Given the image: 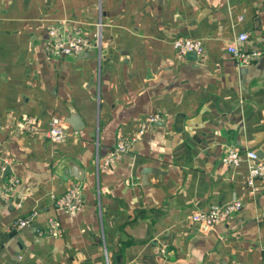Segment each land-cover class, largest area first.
<instances>
[{
	"label": "crops",
	"instance_id": "crops-1",
	"mask_svg": "<svg viewBox=\"0 0 264 264\" xmlns=\"http://www.w3.org/2000/svg\"><path fill=\"white\" fill-rule=\"evenodd\" d=\"M100 17L101 50L48 53L51 24L92 35ZM242 32L263 50L249 64L228 49ZM180 36L205 53L180 57ZM53 117L64 143L48 135ZM123 138L133 143L105 168ZM230 146L264 156V0H0V185L19 179L0 200V264H106V250L111 264H264V181L248 193L249 163H226ZM76 185L81 209L50 198ZM237 198L225 223L190 219Z\"/></svg>",
	"mask_w": 264,
	"mask_h": 264
},
{
	"label": "built area",
	"instance_id": "built-area-1",
	"mask_svg": "<svg viewBox=\"0 0 264 264\" xmlns=\"http://www.w3.org/2000/svg\"><path fill=\"white\" fill-rule=\"evenodd\" d=\"M103 20L100 17L96 24V29L92 35L82 32L77 29L75 32L63 29L57 24H51L48 27V41L46 44L47 51L52 56H80L90 51L92 48H99L101 50L102 42ZM249 39L247 32L239 33L236 42L228 46L229 51L242 64H249L256 58L263 54V50L257 48H246L241 44ZM173 48L180 57L186 56L188 53L195 52L202 56L205 53V45L202 39L194 37L180 36L172 41ZM161 119L160 113H154L146 116L140 122L139 135L143 134L145 130L153 123ZM23 126L25 129L33 131L38 128V119L34 116L25 118ZM48 135L56 144L64 143L68 137L67 127L59 117H53ZM136 139V138H135ZM133 139H121L114 149L102 161L105 168L112 166L118 156L127 151ZM223 160L226 163L238 165L240 162L247 160L249 163L248 173L246 177V184L248 186V193L255 194L258 191V184L264 181V156H261L257 150L246 149L239 150L234 146H230L224 155ZM8 167V159L0 160V169L5 171ZM19 184V179L15 175H11L7 180L0 185V200L7 201L12 192ZM50 198L55 202L59 208L66 212L79 210L82 207V193L78 185L70 187L67 192L57 198L54 194ZM244 206L242 198H237L229 202L212 205L206 210H198L190 215V219L194 222L207 224L208 226H215L217 224L227 222L232 215L240 211ZM38 214L34 210L30 217L19 218L16 222V227L22 229L30 223V219ZM57 230V222L52 221L48 229V233H55ZM162 252H165L162 249ZM106 264H111L110 256L106 250Z\"/></svg>",
	"mask_w": 264,
	"mask_h": 264
},
{
	"label": "water",
	"instance_id": "water-1",
	"mask_svg": "<svg viewBox=\"0 0 264 264\" xmlns=\"http://www.w3.org/2000/svg\"><path fill=\"white\" fill-rule=\"evenodd\" d=\"M190 54L193 57L197 56V54L195 52H191ZM66 121L71 123L72 125H74L76 129H81L85 125L83 122H80L78 115H76L74 112H73L71 118H67ZM8 172H10L9 168L5 170L6 174H8ZM205 225L208 226L207 224H205Z\"/></svg>",
	"mask_w": 264,
	"mask_h": 264
}]
</instances>
